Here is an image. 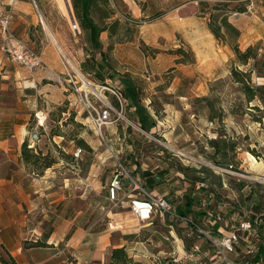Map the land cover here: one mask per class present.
<instances>
[{
	"label": "crops",
	"instance_id": "obj_1",
	"mask_svg": "<svg viewBox=\"0 0 264 264\" xmlns=\"http://www.w3.org/2000/svg\"><path fill=\"white\" fill-rule=\"evenodd\" d=\"M263 2L252 0L255 14L252 11H228L229 14L222 11L223 14L217 17L223 34L222 40L215 37L208 24L202 23L193 27V35L185 38V41L195 55L199 70L206 71L207 66L213 70L224 65L229 57L235 55L233 51L236 45L245 51L264 40ZM1 3L12 18L10 37L0 36V254L9 253L17 264H120L113 258V251L122 248L129 259L126 264H193L192 259L208 263L215 254L205 237L193 243L200 245L202 253L195 258L189 257L186 235L190 236L192 233L188 229L181 233L175 228L178 225L186 228V224H177L168 216L155 215L147 220L136 217L130 201L132 197L142 198L143 195L134 190L130 179L123 178L124 190L119 194V204L111 206L108 188L114 175L115 162L109 149L93 154L97 162L91 164L87 161L91 158L87 149L89 145V148L95 147L93 141L82 137L84 141L81 144L86 149L83 151V148H78L83 152L79 159L84 170L81 185L71 164L66 170L70 173H64L63 177L56 175L57 172L60 173L58 165L37 168L35 160L49 154L51 144L58 143L57 138L61 141L63 136L54 135L52 140L39 141L35 148L26 147L30 129L36 124V112L49 116H45L47 124L45 121L44 130L62 124L66 118L60 114L69 116L71 110L76 113V121L87 125L85 120L88 119L87 116L84 117L83 107L74 106L77 103L74 93L57 82L58 76L64 72L62 61L54 44L44 35H36L39 21L32 2L0 0ZM183 10L186 13L183 18L189 20L191 13H187L185 7L181 9ZM199 18L210 20L207 17ZM18 40L36 49L46 66L30 71L11 61L2 47ZM146 60L143 61L144 67ZM150 62L154 63L155 60ZM173 65H178L176 70H181L173 80L176 86L161 91L153 90V84L149 87L148 81L152 83L153 80L155 83L153 76L126 69L136 82L142 105L154 120L151 131L147 132L139 123L128 118L131 126L136 125L135 129L145 134V137H134L128 133V139L132 142L128 144L124 140L130 125H127L123 137L119 134L114 136L118 130L117 124L108 125L104 130H110L109 135L112 136L108 141L111 144L118 145L121 141V148L126 145V151L130 146L131 149L125 154L123 161L128 164L131 172L123 167L132 178L147 192L165 195L177 208L188 193L184 173L180 168L175 170L174 163L163 155L166 152L164 147H158L154 154L141 152L155 134L167 139L174 147L184 149L190 144L192 120L189 121L187 117L193 113L189 103L191 90L183 85L189 81L191 75L187 71L188 65L179 62ZM141 75L149 88L141 87ZM219 78L221 77H209L207 80ZM203 94H207V91L203 90ZM127 103L129 105L128 100ZM128 110L136 113L135 106L131 105ZM212 133L215 134V131ZM216 133L218 136V132ZM217 136L214 135V138L217 139ZM76 138H69V144ZM220 139H223L222 135ZM134 144L135 148L132 146ZM76 147H68L67 154L71 162L78 160L75 156ZM97 180H103L106 187L103 181L95 186ZM224 184L226 186L225 182ZM215 191L214 197L217 195ZM200 198L201 196L199 200ZM218 206L224 207L226 203H219ZM198 208L195 206L193 212ZM207 218L212 227L206 230L212 234L229 231L218 220L220 217H216L211 211ZM216 222L219 224L217 232L213 228ZM240 235L242 243L237 253L231 255L233 258L241 257L249 246L246 236L243 233Z\"/></svg>",
	"mask_w": 264,
	"mask_h": 264
},
{
	"label": "rangeland",
	"instance_id": "obj_2",
	"mask_svg": "<svg viewBox=\"0 0 264 264\" xmlns=\"http://www.w3.org/2000/svg\"><path fill=\"white\" fill-rule=\"evenodd\" d=\"M30 1L39 21L36 35L40 37L44 35L49 42L54 44L62 61L63 69L64 60L71 67L72 74L78 77L80 75L79 71L86 78L99 83V78L95 77L94 72L83 73L81 66L92 50L91 43L87 38L88 34L81 27L80 32L74 33L71 30L69 21L72 17H67L63 13L58 0ZM251 2L252 0H96V4L92 8V16L95 21L101 26L108 27V30L101 33L100 39L103 43L107 62L118 74L128 73L126 69L145 76L149 74L155 78V83H153V80L152 83L148 81L149 87L153 84V90L161 91L172 88L173 85L176 86L173 84V80L181 70H176L178 65L174 66L173 64H178L180 61L179 63L188 65L189 69L187 71H189L191 78L183 87L191 90L189 103L193 116H190L189 113L190 115L187 117L189 121L192 120L190 124L192 131L189 136L191 137L190 144L184 149L174 147L161 135L151 136L149 134L151 142L142 148L141 152L154 154L155 150L159 149L158 147H164L166 152L164 151L163 155L169 157L170 162L174 163L175 170H178L181 166L197 169L207 167L208 170L200 174L201 178L196 181L194 186L191 185L190 178L185 173L183 174L188 186L187 191L192 188V192L197 197L201 196L199 200L200 207L197 206L199 211L200 208L203 210L210 209L213 215L220 217L218 220L226 225L227 230L234 229L241 220L252 217H258L259 223L262 219L264 224V104L261 94L253 101H249L244 92V85L234 81L231 73L232 68L248 71L250 72V85L257 88L264 85V76H259L258 72V68L261 67V62L264 59V40L254 46L259 60L258 65L254 66L253 60L248 65L240 64L235 51H233L235 55L229 57L228 61L218 69L211 70L210 66H207V70L202 71L199 70V66L197 67L195 55L185 38L193 35V27L199 24H208L209 27L218 24L217 17L219 14H223L222 11L228 13V11L239 12L238 10L245 9L244 12L251 13L252 11L255 14ZM70 3L71 14L77 19L72 0H70ZM262 4L264 6V2ZM183 7H185L187 13H191L189 20L183 18L186 14L184 10L181 11ZM217 8L218 10H215ZM212 15L215 17L213 18ZM236 15L239 16V14ZM199 17H207L210 20ZM34 50L38 53L36 49ZM67 57L75 64L78 71L72 67L73 65ZM97 57L101 58L99 54H97ZM152 59L155 60L154 63L150 62ZM144 60H146L145 67L143 66ZM107 76L108 74L105 73V77ZM216 76L221 78L207 80L209 77ZM153 77L152 79H154ZM139 78H141L139 81L141 87L149 88L142 75ZM116 83L119 84L118 81ZM121 87L120 85L119 88L121 89ZM203 90L207 91V94H203ZM74 95L77 97V103L74 106L84 108L86 112L83 111L84 117L87 116L88 119L85 120L87 125L76 121V113L71 110L69 116L60 114L61 117L66 118L62 121V124H56V126L47 130L40 128L41 140L43 141L52 140L54 135H61L63 138L61 141L57 138L58 143L51 144L49 154L40 156L35 160L37 168L43 169L46 165H58L57 169L60 173L57 172L56 175L63 177L64 173H70L66 171L67 168L73 166L72 168L75 169L79 180L78 183L81 185L82 182L80 181L84 176V170L82 161L79 159L83 152H81L77 161L72 162L67 153L69 146H77L75 151L80 147L84 151L86 148L81 144V141H84L82 137H86L88 140L93 141L95 147L94 149L89 148L90 145L88 146L87 151L91 153V158L87 160L90 161L89 163L97 162L93 154L103 149H109L108 151L112 154L115 162L114 173L117 169H120L119 161L131 172L128 164L123 161L125 154L131 149L130 146L126 151L124 149L126 148L125 144L121 148V141L118 145L111 144L112 142L108 141L109 137L112 136L109 135L110 130H104L103 128L102 133H100L90 119L83 102L75 93ZM155 95L158 96V94ZM105 96L107 97V99H104L106 104L115 105L114 96L111 92H105ZM156 99L159 101L157 97ZM98 102L100 103V101ZM43 115L47 117L45 113ZM124 115L125 117L120 121L111 124H117L118 127L114 136L119 134L123 137L127 125H130L129 132L127 131L126 134L131 133L134 137H145V134H141L135 129L136 125L131 126L132 123L129 122V119L137 124L138 122L135 121V113L127 109V103L124 107ZM214 131L215 134L212 133ZM216 132H218V136ZM214 135L218 138L222 135V141H227L226 146H234V149L229 147L230 150L228 157L225 158L227 161L225 165L219 164L210 157L214 149L209 144V140L215 139ZM75 136L77 137L76 140L74 139L75 141L69 144V138L73 139ZM128 138L129 134L126 135L124 142L129 144L131 141ZM132 146L135 148V144ZM133 148L132 150H135ZM221 157L220 154L218 159H221ZM203 177L207 187L199 188L197 182L203 180ZM102 181L97 180L95 186H99ZM103 184L106 187L104 181ZM103 189L105 190V188ZM213 191L217 195L210 199L209 194H215ZM109 202L114 207L119 204V202L114 204L111 200ZM219 203H226V206L220 208ZM189 217L197 220L199 218L198 224L204 229H211L212 227L207 217L201 219L197 216V213L194 215L192 213ZM175 222L179 224V221ZM185 227L183 228L181 225L179 227L178 225L175 228L181 233L185 232L186 229L192 233L190 236L186 235L187 251L191 253L193 243L200 238L197 237V231L194 232L195 228ZM262 229H264V226ZM216 237H218V234ZM1 254L3 253L1 252ZM191 262L193 263V260Z\"/></svg>",
	"mask_w": 264,
	"mask_h": 264
},
{
	"label": "built area",
	"instance_id": "obj_3",
	"mask_svg": "<svg viewBox=\"0 0 264 264\" xmlns=\"http://www.w3.org/2000/svg\"><path fill=\"white\" fill-rule=\"evenodd\" d=\"M34 2H36V0H34ZM11 18L12 16L10 12H8L1 3L0 36L5 38L10 37ZM69 24L74 33L80 32L79 23L74 15L69 21ZM2 49L7 52L11 61L19 63L30 71H35L46 66L42 56L23 41L18 40L13 44L4 45ZM63 64L64 72L58 76L57 82L69 87L72 92L80 98L84 107L88 111L90 119L100 133H102L103 128L115 124L125 117L124 107L126 106L127 100L119 87L111 86L110 82L107 84L93 82L81 73H79L80 75L77 77L71 73V67L68 66L64 60ZM108 91L114 96L117 105L105 103L104 99H107L105 92ZM98 101H100V103ZM35 116L36 124L31 128L27 143L29 148H35L37 143L41 141L40 128L43 129V127H45L46 117L43 113L36 112ZM80 153L81 149H78L75 152V156L79 157ZM125 177L133 182L134 190H138L143 195L142 198L132 197L130 201L132 211L140 220L151 219L156 215L168 216L174 221H179L186 225L188 224L189 218L179 214L172 202L165 195L147 192L142 185L132 178L122 164H120V169H117L114 173L108 188V197L114 202V204L119 201V194L124 190L122 180ZM197 186L199 188H206L207 184L204 180H200L197 182ZM213 196V194H209L210 199H212ZM259 224L258 217L243 219L236 227H234V229L221 232L218 234V237H216V234H212L210 231L195 225L194 232L197 231V237H205L209 242V246L214 250L215 255L208 261V263L192 259L194 262L193 264H257L258 262L264 264V254H261L260 252L261 243ZM192 228L193 227H191V229ZM241 233L246 236V239L249 241V246L241 257L233 258L231 255L237 253L238 248L242 243ZM191 250L192 251L189 255L190 258H195L197 254L202 253V248L199 244L192 245ZM258 255L261 256L257 262L254 258Z\"/></svg>",
	"mask_w": 264,
	"mask_h": 264
},
{
	"label": "trees",
	"instance_id": "obj_4",
	"mask_svg": "<svg viewBox=\"0 0 264 264\" xmlns=\"http://www.w3.org/2000/svg\"><path fill=\"white\" fill-rule=\"evenodd\" d=\"M73 7L75 10V14L77 17V21L79 23V26L85 31L88 36V41L91 43V53H88L87 59L82 63V69L83 73H95V77L99 78V83L107 84L108 82H111V86L115 87H121V90L123 92V95L125 96L126 100L129 101V105L127 103V109L132 105L136 107V116L138 117L137 122L141 126V128L147 132L151 131V127L154 124V120L152 116L147 111L146 107L142 105L141 103V96L139 89L136 85V82L131 78L130 74H118L117 71H115L110 63L106 60V53L103 50V43L100 39V35L102 32L108 30V27L101 26L99 23L95 21V19L92 16V8L96 4V0H72ZM215 10H218L215 9ZM239 12H244L245 9L238 10ZM236 12V11H235ZM213 16V15H212ZM212 19V18H211ZM211 31L218 39H223V34L221 33V27L218 24H215L214 26H211ZM234 51L237 55V60L242 65H248L251 60L254 61L253 65L256 66L259 63V60L257 59V55L255 53V48L253 46L248 47L245 51H242L237 45L234 47ZM97 54L100 55V59L97 57ZM264 58V57H263ZM180 62V61H179ZM264 68V59L261 62V67L258 68L259 76H264L263 69ZM114 72V73H113ZM105 73L108 74L107 77H105ZM232 76L234 81L241 83L244 85V92L247 95V99L249 101H253L257 96L261 94V99L264 104V85L260 87H254L253 85L249 84L250 80V72L248 71H241L238 68H232L231 70ZM118 81L119 84L116 83ZM114 82V84H112ZM117 84V85H115ZM114 104L117 105L116 100L114 99ZM136 121V120H135ZM227 141H222V139H210L209 144L213 147L214 151L211 153L210 157L216 161L219 162L221 165L226 164V159L228 157V153L230 149H234V146H226ZM27 147V144L25 145ZM230 147V149H229ZM163 148V147H162ZM165 149V148H163ZM166 150V149H165ZM222 155L221 159H218L219 155ZM223 160V161H220ZM49 166V165H46ZM180 170L187 175L191 180V185H195L196 181L199 180L200 174L204 173V171L208 170L207 167H201L200 169H197L195 167H186L181 166ZM204 178V177H203ZM244 184V183H243ZM192 189V188H191ZM189 189L188 193L184 196L183 203L178 206L176 209L179 212V214L186 216L189 218V222L186 226H189L190 228L198 224L197 219L190 218L189 215L191 213L195 214L197 213V216L202 218L207 217L209 214V210H203L200 208L195 212H193V208L195 206L200 207L199 197L194 195L192 190ZM215 195V194H214ZM199 204V205H198ZM257 211H259L257 209ZM263 215V214H262ZM264 226L263 221L261 219V223L259 224V233H260V243H261V254H264V229H262ZM219 227V224L216 222L213 225L214 230L217 232ZM261 255H258L254 258L255 261H259V257ZM113 258L120 264H126L129 262V259L127 257V254L124 249H115L113 251ZM0 261L2 264H17L15 259L9 254H0Z\"/></svg>",
	"mask_w": 264,
	"mask_h": 264
},
{
	"label": "bare ground",
	"instance_id": "obj_5",
	"mask_svg": "<svg viewBox=\"0 0 264 264\" xmlns=\"http://www.w3.org/2000/svg\"><path fill=\"white\" fill-rule=\"evenodd\" d=\"M59 5L62 8L63 13H65L67 15V17H72L71 13H72V8H71V3L70 0H58ZM54 38V37H53ZM56 40V39H55ZM68 58V57H67ZM68 60L71 62V60L68 58ZM72 63V62H71ZM73 68L77 70V68H75L74 64L72 63ZM78 71V70H77ZM78 73H80L78 71Z\"/></svg>",
	"mask_w": 264,
	"mask_h": 264
},
{
	"label": "water",
	"instance_id": "obj_6",
	"mask_svg": "<svg viewBox=\"0 0 264 264\" xmlns=\"http://www.w3.org/2000/svg\"><path fill=\"white\" fill-rule=\"evenodd\" d=\"M73 16V14H71Z\"/></svg>",
	"mask_w": 264,
	"mask_h": 264
}]
</instances>
